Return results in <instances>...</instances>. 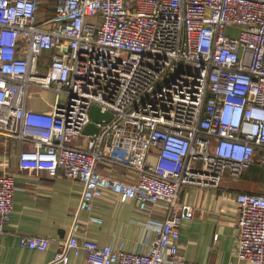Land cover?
I'll use <instances>...</instances> for the list:
<instances>
[{"label": "built area", "instance_id": "2783aa9c", "mask_svg": "<svg viewBox=\"0 0 264 264\" xmlns=\"http://www.w3.org/2000/svg\"><path fill=\"white\" fill-rule=\"evenodd\" d=\"M42 4L0 0V136L24 145L20 170L84 186L89 219L75 222L48 264L82 253L88 264L179 263L182 222L196 214L181 202L185 187L221 190L254 167L264 186V0H57L44 19ZM32 88L54 93L51 111L31 108ZM94 106L113 117L86 135ZM16 190L15 175L1 172L0 233ZM106 191L148 214V252L78 238L102 224L92 212ZM227 196L238 206V259L264 264V190ZM156 206L163 220L153 219ZM20 244L46 251L52 240Z\"/></svg>", "mask_w": 264, "mask_h": 264}, {"label": "crops", "instance_id": "0c3cea01", "mask_svg": "<svg viewBox=\"0 0 264 264\" xmlns=\"http://www.w3.org/2000/svg\"><path fill=\"white\" fill-rule=\"evenodd\" d=\"M50 2L42 0L41 19L54 13L56 3ZM53 104L54 99L48 100L44 93L42 100L31 103V108L49 112ZM23 148L22 143L0 136V173H13L17 184L13 214L6 231L0 233V264H48L59 243L71 237L75 222L86 223L90 213L80 211L84 191L81 183L62 175L52 178L47 172L36 175L20 170L19 155ZM118 157L127 158L124 154ZM100 168L121 179L136 180V174L128 169L116 166L111 170L105 165ZM244 179H251V175L246 174ZM237 190L250 191L237 188L229 181L221 190L198 186L183 189L181 202L194 207L196 214L182 222L181 261L177 264H248L236 255L238 206L232 196H227L234 195ZM92 214L101 218L102 224H89L77 234L78 238L92 239L101 246L115 249L122 245L126 252H148L154 236L143 223L149 216L140 212L135 202L123 203L115 193L106 191L95 201ZM164 216L162 206L153 209V219L163 220ZM21 236L49 238L52 244L46 251L25 248L20 244ZM70 264L88 262L82 253L72 255Z\"/></svg>", "mask_w": 264, "mask_h": 264}, {"label": "rangeland", "instance_id": "374dc122", "mask_svg": "<svg viewBox=\"0 0 264 264\" xmlns=\"http://www.w3.org/2000/svg\"><path fill=\"white\" fill-rule=\"evenodd\" d=\"M50 3L55 4L56 0H51ZM46 6H48V5H46ZM43 7H44V5H43ZM227 34L232 36V37H234V38H236V37H238L240 35V29L239 28H228L227 29ZM44 93H45L46 98L48 100L53 101L54 93H52V92H44V91H41L39 89L32 88L30 90L31 103L33 104L35 102H39V100H42L43 96H44ZM35 100H37V101H35ZM61 102L62 103L67 102V98L66 97H62ZM153 159L154 158H151V161L155 162V159L154 160ZM247 174L251 175V179L252 180L243 178L241 181L233 183L235 185V187H237V188L243 187L245 189L249 188L250 191H255V192L264 190L263 181H262V174H261L259 168L256 167V169H253L252 171L247 172Z\"/></svg>", "mask_w": 264, "mask_h": 264}, {"label": "water", "instance_id": "95a60500", "mask_svg": "<svg viewBox=\"0 0 264 264\" xmlns=\"http://www.w3.org/2000/svg\"><path fill=\"white\" fill-rule=\"evenodd\" d=\"M90 116L92 118V123L89 124L84 130L83 133L86 135L94 134L97 132L96 123L101 122L103 120L109 121L112 119V113H102L99 107H92L90 111Z\"/></svg>", "mask_w": 264, "mask_h": 264}, {"label": "trees", "instance_id": "16d2710c", "mask_svg": "<svg viewBox=\"0 0 264 264\" xmlns=\"http://www.w3.org/2000/svg\"><path fill=\"white\" fill-rule=\"evenodd\" d=\"M55 6H56V4H55ZM253 169H256V167H254V168H252L250 171H252ZM250 171H248V172H250ZM260 172H261V174H262V171H261V169H260ZM247 174V173H246ZM245 174V175H246ZM263 177V176H262Z\"/></svg>", "mask_w": 264, "mask_h": 264}]
</instances>
